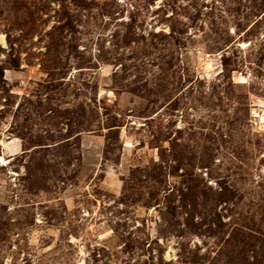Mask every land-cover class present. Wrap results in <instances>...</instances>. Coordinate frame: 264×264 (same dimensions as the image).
Listing matches in <instances>:
<instances>
[{
    "label": "rangeland",
    "instance_id": "obj_1",
    "mask_svg": "<svg viewBox=\"0 0 264 264\" xmlns=\"http://www.w3.org/2000/svg\"><path fill=\"white\" fill-rule=\"evenodd\" d=\"M0 264H264V0H0Z\"/></svg>",
    "mask_w": 264,
    "mask_h": 264
},
{
    "label": "bare ground",
    "instance_id": "obj_2",
    "mask_svg": "<svg viewBox=\"0 0 264 264\" xmlns=\"http://www.w3.org/2000/svg\"><path fill=\"white\" fill-rule=\"evenodd\" d=\"M0 43H4V39L2 35L0 36Z\"/></svg>",
    "mask_w": 264,
    "mask_h": 264
}]
</instances>
